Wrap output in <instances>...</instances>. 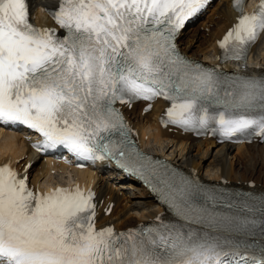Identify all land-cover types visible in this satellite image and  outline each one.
Masks as SVG:
<instances>
[{
	"label": "snow or ice",
	"instance_id": "snow-or-ice-1",
	"mask_svg": "<svg viewBox=\"0 0 264 264\" xmlns=\"http://www.w3.org/2000/svg\"><path fill=\"white\" fill-rule=\"evenodd\" d=\"M209 0H58L49 8L63 34L37 27L29 0H0V123L91 161L136 174L176 218L117 232L97 228L92 190L34 191L10 162L0 165V264H264V197L200 187L141 152L117 102H170L167 119L185 131L211 130L264 141V75H226L184 56L176 37ZM220 40L224 59H245L264 35V0ZM151 105H149V108ZM148 109H145L147 111ZM106 211H111L107 209ZM259 231V244L221 233ZM226 246H230L226 248Z\"/></svg>",
	"mask_w": 264,
	"mask_h": 264
},
{
	"label": "bare ground",
	"instance_id": "bare-ground-1",
	"mask_svg": "<svg viewBox=\"0 0 264 264\" xmlns=\"http://www.w3.org/2000/svg\"><path fill=\"white\" fill-rule=\"evenodd\" d=\"M34 3L37 6V16L42 21L49 23L50 20L42 7L50 5L51 0H34ZM231 15L232 11L228 6V0L215 2L203 18L198 20L195 27L188 28V26L181 31L178 37L181 49L197 57L212 52L215 36L225 27ZM253 56L256 58L255 61L264 67V45L255 48ZM141 104L142 102L134 104L127 111L137 127L141 128L143 132L148 131L149 137L154 143L167 140L165 147L169 145L168 149L164 151V146L160 145V147H163L162 151L170 157L196 168L203 176L215 179L225 176L233 182L253 179L260 188H264V169L259 170L262 164L255 163L254 159V157H258V159L261 157L262 163H264V143L234 145L219 143L212 139H194L187 135L172 134L160 129L155 122L156 114L162 106L161 102H155L153 108L145 113L141 111ZM27 150L28 146L20 132L11 133L0 127V158L7 153L21 156ZM48 167L45 161H35L29 168L31 180L34 181L41 174L44 175ZM79 175L83 177L84 173L79 171ZM104 176L108 182L104 184V191L101 194L109 192L115 196L117 201L111 213L103 215L101 219L113 221L118 226H124L144 220L161 209L162 205L155 202L151 191L137 184L131 176L114 171H110ZM103 182L104 180H101L100 185ZM112 183H115V187H112ZM117 187L122 188L123 194H117Z\"/></svg>",
	"mask_w": 264,
	"mask_h": 264
},
{
	"label": "rangeland",
	"instance_id": "rangeland-1",
	"mask_svg": "<svg viewBox=\"0 0 264 264\" xmlns=\"http://www.w3.org/2000/svg\"><path fill=\"white\" fill-rule=\"evenodd\" d=\"M199 22V21H198ZM198 22L194 25V26H189L188 28H192V27H195L197 24H198ZM187 28V29H188ZM165 142V141H164ZM167 143V142H166ZM151 146H154L153 144H151ZM162 146H164L165 147V145H162ZM168 147H169V145L166 147V149H164V151H166L167 149H168ZM163 148V147H162ZM161 148V149H162ZM254 159L256 160V162L255 163H257V164H259V165H261L260 166V168H259V170L261 169V170H263L264 169V163H262V158L260 157L259 159H258V157H254ZM259 160V161H258ZM261 163V164H260ZM263 166V167H262ZM64 175H65V172H62V170L61 171H57L56 173H50L49 174V176L48 177H50V178H52V179H54V178H62V177H64Z\"/></svg>",
	"mask_w": 264,
	"mask_h": 264
}]
</instances>
